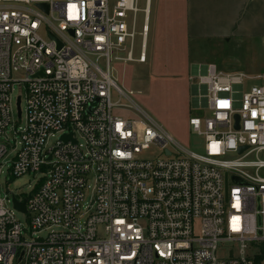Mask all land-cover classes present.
<instances>
[{
	"label": "built area",
	"instance_id": "1",
	"mask_svg": "<svg viewBox=\"0 0 264 264\" xmlns=\"http://www.w3.org/2000/svg\"><path fill=\"white\" fill-rule=\"evenodd\" d=\"M146 8L0 0V175L40 176L0 198V264H264V75L195 66L201 154L147 116H117L111 63H145Z\"/></svg>",
	"mask_w": 264,
	"mask_h": 264
},
{
	"label": "rangeland",
	"instance_id": "2",
	"mask_svg": "<svg viewBox=\"0 0 264 264\" xmlns=\"http://www.w3.org/2000/svg\"><path fill=\"white\" fill-rule=\"evenodd\" d=\"M146 0H137V6L142 10ZM158 0H150L151 14L150 31L146 41L147 63H124L113 61L111 63V76L117 87L123 91L125 97L114 99L123 107L114 109L117 116L124 118H137L147 116L159 125L181 147L201 154L202 140L188 131V118L190 115V98L187 105L183 102L186 45L179 33L171 31L172 21L162 11L163 23L157 32L154 26L153 9ZM143 13L136 16V31L140 32ZM170 30V32H169ZM259 34L255 38H231L230 40H194L189 46V58L199 65L213 64L224 72H243L249 76L264 75V17ZM136 46L140 44V36H136ZM247 85L250 81H247ZM189 91V85H188ZM17 85L13 87L12 105L15 99L22 94ZM24 109V101L21 102ZM56 138H49L46 148L54 146ZM157 149L150 148L142 153L143 157L157 154ZM228 158L233 159L232 156ZM39 174L25 175L10 179L7 174L0 175V198L6 191L13 192L18 198L28 194L39 178ZM16 218L25 222L26 215L16 214Z\"/></svg>",
	"mask_w": 264,
	"mask_h": 264
},
{
	"label": "crops",
	"instance_id": "3",
	"mask_svg": "<svg viewBox=\"0 0 264 264\" xmlns=\"http://www.w3.org/2000/svg\"><path fill=\"white\" fill-rule=\"evenodd\" d=\"M164 9L165 16L172 21L171 31L179 33L177 36L181 37L186 45L185 58L182 62L186 69L183 78L186 86V90L183 91V102L186 105L189 98V75L193 73L195 66L199 65L189 58L191 41L255 38L262 34L259 28L260 21L262 23L264 17V0H158V4L153 9L154 26L157 32L163 23ZM150 14V0H148V33ZM146 63L147 55L143 64Z\"/></svg>",
	"mask_w": 264,
	"mask_h": 264
},
{
	"label": "water",
	"instance_id": "4",
	"mask_svg": "<svg viewBox=\"0 0 264 264\" xmlns=\"http://www.w3.org/2000/svg\"><path fill=\"white\" fill-rule=\"evenodd\" d=\"M38 7L42 8L47 13V6L46 5H38ZM72 33L73 32L71 31V34ZM50 38L52 40H55L56 43H57V47L60 48L61 44L57 41V39L54 36H52V35H50ZM235 119H236V122H238V117L237 116L235 117ZM236 128H238L237 124H236ZM69 138H70V136H63L62 140L66 141ZM244 149H245V147L240 148L239 152H242ZM233 181L236 182V183H241V181L239 179H237V178H234ZM226 184H227V181H226V175H225V187H226ZM13 203H14V207H15L16 210L22 211V212L25 211L24 202L23 203H18L15 199H13ZM18 260H20V257L18 258Z\"/></svg>",
	"mask_w": 264,
	"mask_h": 264
},
{
	"label": "trees",
	"instance_id": "5",
	"mask_svg": "<svg viewBox=\"0 0 264 264\" xmlns=\"http://www.w3.org/2000/svg\"><path fill=\"white\" fill-rule=\"evenodd\" d=\"M262 260V257H257L255 259V264H260V261Z\"/></svg>",
	"mask_w": 264,
	"mask_h": 264
},
{
	"label": "bare ground",
	"instance_id": "6",
	"mask_svg": "<svg viewBox=\"0 0 264 264\" xmlns=\"http://www.w3.org/2000/svg\"><path fill=\"white\" fill-rule=\"evenodd\" d=\"M146 12L148 13V9L146 8Z\"/></svg>",
	"mask_w": 264,
	"mask_h": 264
}]
</instances>
